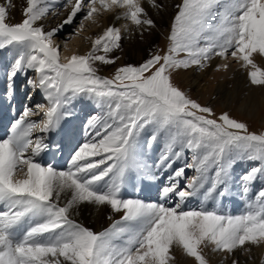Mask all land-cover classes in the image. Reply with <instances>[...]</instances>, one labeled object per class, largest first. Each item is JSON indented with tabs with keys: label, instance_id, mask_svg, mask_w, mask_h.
I'll return each mask as SVG.
<instances>
[{
	"label": "snow or ice",
	"instance_id": "6c2138e0",
	"mask_svg": "<svg viewBox=\"0 0 264 264\" xmlns=\"http://www.w3.org/2000/svg\"><path fill=\"white\" fill-rule=\"evenodd\" d=\"M58 4L26 0L23 20L13 24L7 22L11 0L0 3V50L14 56L5 72L7 90L13 94L23 75L46 101L25 105L0 137V264H170L174 247L209 264L204 248L231 254L264 243V187L250 195L256 181L264 182V132H250L227 112L212 118L211 107L174 82L178 70L204 69L220 57L250 68L251 84L264 85V69L253 59L264 57V0H181L167 50L120 66L111 78L100 75L96 64L119 59L109 54L121 47L120 28L109 25L90 51L66 62L54 37L80 13L75 34L84 21L96 23L102 11L117 9L116 20L154 28L143 0H66L61 6L71 5L69 14L45 30L39 22L59 15ZM228 67L223 63L217 71ZM77 103L99 109L84 122L83 142L71 124ZM65 148L66 168L44 162ZM248 162L250 168L233 175ZM159 178L165 182L155 202L124 195L126 185L138 189L141 181ZM234 190L249 197L238 215L221 206ZM193 198L198 207H188ZM83 203L108 206L121 218L94 232L72 218Z\"/></svg>",
	"mask_w": 264,
	"mask_h": 264
},
{
	"label": "bare ground",
	"instance_id": "6f19581e",
	"mask_svg": "<svg viewBox=\"0 0 264 264\" xmlns=\"http://www.w3.org/2000/svg\"><path fill=\"white\" fill-rule=\"evenodd\" d=\"M0 3H4V0H0ZM64 3H66V0H59L57 6L59 15L53 16L50 13L46 18L39 22L43 24L45 30H50L55 27L69 14L71 5H68L67 7L61 6ZM156 3L162 7H152L147 0H143L144 7L149 17L154 20L156 25L151 29H138L136 26L131 25L129 21L123 19L116 20L115 16L121 11L117 9L115 12L102 11L101 14L96 17V23L84 21L83 30L79 31V34H75V31L79 29L81 22L80 17H82L84 13L78 14V17L72 25L66 26L63 31L59 32L54 37V40L61 49L60 55L62 62H66L73 54L84 55L90 51L92 41L97 36L101 35L109 25H115L121 29L122 39L120 42L124 43L126 52L131 55L139 54V56L142 53V56L145 59V56H147L148 53L146 52L147 49L152 46L155 40L159 39L160 34L163 35L165 25L169 21H172L176 12V5H178L180 1L156 0ZM11 5L7 22L12 23L14 20H23V8L26 7V0H11ZM97 7H99L98 4ZM126 24L128 25L127 29L124 27ZM0 51V137H3L8 131L10 123L19 117L25 105L31 106L36 103H46V101L42 99V96L39 93L31 92L27 84L23 82L27 79L23 75H20L16 80L15 92L9 94L5 80V72L13 61L14 56L11 49ZM223 63L229 64L228 69L217 71V66ZM250 70V68H241L238 63L231 59L224 61L220 57H213L204 69L192 66L187 70H178L177 75L174 76L182 80L183 83L187 80L189 82V89L196 93L195 97L198 100L215 103L220 102L222 105L235 109L237 108L239 111L253 114L258 119L261 118L260 120H263L264 85L251 84L247 75ZM28 75L31 77L35 74L29 72ZM30 95L32 96L31 101L28 99ZM23 101H26L25 105H22ZM90 114L91 112L82 115L75 114L72 118L71 124L77 129L80 142H83L84 122ZM42 118V115L33 117V119L37 121H40ZM39 134V132H36L34 133V136ZM155 156L156 153H152L150 160L153 161L152 159H155ZM69 158V150L65 148L61 154H57L55 157L51 154L45 156L44 162L52 163L58 168H66L67 160ZM164 175L166 176L167 173H164ZM164 182L165 180L156 181V183H154L156 186L155 188L157 189V187ZM258 186L259 188L264 187V182L258 180L255 185L252 186V189H258ZM138 191L141 199L149 202L156 201L154 195L150 194V191L153 194L154 192L144 184L140 185V190ZM236 192L238 193V191ZM239 197H241V195L238 196V198L233 197V200H230V205L234 206L236 201H240L241 199H239ZM199 202L193 201V204L197 205ZM121 215L122 213H113L108 206L98 207L94 204L83 203L73 212L72 218L84 223L87 227H90L95 231H100L105 228L108 223L111 224V222L117 220V218L120 219ZM109 216L112 217L111 220L108 219ZM263 247L264 243L254 245L249 248L251 251L248 250V254H244V256L241 255L242 248H238L233 254L236 258H239V261H244V263L249 259H252L253 262L251 264H259L260 260H264ZM186 264H190V262L186 261Z\"/></svg>",
	"mask_w": 264,
	"mask_h": 264
},
{
	"label": "rangeland",
	"instance_id": "374dc122",
	"mask_svg": "<svg viewBox=\"0 0 264 264\" xmlns=\"http://www.w3.org/2000/svg\"><path fill=\"white\" fill-rule=\"evenodd\" d=\"M181 3V0H179ZM179 3V4H180ZM176 12H177V8H176ZM176 12L174 14V16L176 15ZM174 18V17H173ZM22 20L18 19V20H14L12 21V23H18L21 22ZM173 21V19H172ZM172 21H169L164 28V33L163 35L160 34V37L158 40H155L154 43L152 44V46L147 49L146 52L147 56H145V59L142 56V53L137 54V55H131L128 52H126L125 50V46L123 42H120L121 47L117 50H114L112 53L109 54L110 57H119L118 60H116V62L114 64H110V65H102L99 64V62H97L96 66L98 67V73L102 76L105 77H109L111 78L114 73L115 70L117 68H119L120 66L123 65H128V64H132V65H139L140 63H142L144 60L149 58V54L150 52L154 53L158 50H162L161 54H163V51L167 50V46H168V40H167V36L169 35L170 32V26ZM130 50V49H128ZM142 52V51H141ZM103 54V53H100ZM0 55H1V51H0ZM254 62L262 69H264V57H261L258 53L254 54L253 56ZM195 68V67H194ZM174 75H177V73H175ZM23 82L26 83V81L24 80ZM174 82L181 88V90L185 91L191 99L196 100L197 102H199L201 105H205V106H209L213 109L215 115L212 118H218L222 113L227 112L232 118L237 119L238 121L241 122H245L248 125L249 131L250 132H255V133H261L264 132V113H263V120L258 119L257 117H255L253 114H248L247 112H242L239 111L237 108H232V107H228L225 105L220 104V102L215 103V102H205L202 100H198L195 97V92H193V90L189 89V85H188V81L185 80V82L183 83L182 80H180L178 77L174 76ZM26 101H23L22 105H25ZM94 107V108H93ZM75 114L76 115H82V114H88L91 112H98L99 109L91 103H85V104H80L77 103L75 105L74 108ZM151 159V158H150ZM149 159V160H150ZM154 160V159H152ZM149 163H152V161H148ZM178 163H183V161H180ZM252 166L251 162L248 163H240L238 164L234 170H233V175L234 176H239L242 172H244L245 170H247L248 168H250ZM192 175H194V172L189 170L187 171V176L191 177ZM165 176V175H164ZM167 176V175H166ZM165 176V177H166ZM160 180H164V178H159L156 181H160ZM156 181H141V184H144L146 187H149L154 194L150 191L151 195H154V197L157 199V189L155 188V184ZM257 182V181H256ZM140 184V185H141ZM154 184V185H153ZM153 185V186H152ZM152 186V187H151ZM256 189V190H255ZM258 189L259 186H258ZM257 188H253L250 195L252 193H255L256 191H258ZM140 187L137 188H133L129 185H126L125 189L123 190L124 195L126 197H133V198H140L139 197V191ZM238 196H240L239 192L237 193L236 190L233 191V193L230 196L225 197L222 202H221V206L222 208L226 211L229 212L230 214L233 215H238V214H242L245 211V207H246V201L249 197H239V199H241L240 201L238 200V202L236 201V203H234V206L230 205V200H233L232 198H238ZM193 201L199 202L198 198H193L188 202V207H198L199 204L195 205L193 204ZM235 202V200H234ZM209 207H212L211 204L208 205ZM232 206V207H231ZM75 220V219H74ZM117 220H119L117 218ZM77 222H79L78 220H76ZM115 221V220H114ZM81 223V222H79ZM113 223V221L111 222V224ZM82 225H84L85 227H87L84 223H81ZM110 223H108V225L101 229L100 231H103L105 229H107L110 225ZM91 230H93L94 232H100V231H95L94 229L87 227ZM252 244H246L243 248H242V252L241 255L244 256V254H248V250L251 251ZM241 249V248H240ZM264 249V247H263ZM264 251V250H263ZM203 254L205 255L206 259L208 260L209 264H232L233 260L238 261V264H251L253 262L252 259H249L246 263H244V261L242 262L241 260L239 261V258H236L235 255L233 253L228 254V253H223V252H212L211 248H204L203 249ZM171 255L173 257V260L170 262V264H186V261H189L190 264H197V262L195 261L194 258L192 257H188L182 249H180L179 247H174L171 250ZM259 264H264V260H260Z\"/></svg>",
	"mask_w": 264,
	"mask_h": 264
}]
</instances>
